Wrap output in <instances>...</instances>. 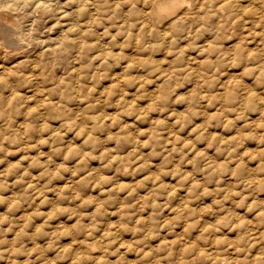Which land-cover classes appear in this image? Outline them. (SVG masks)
Segmentation results:
<instances>
[{
	"label": "rangeland",
	"instance_id": "rangeland-1",
	"mask_svg": "<svg viewBox=\"0 0 264 264\" xmlns=\"http://www.w3.org/2000/svg\"><path fill=\"white\" fill-rule=\"evenodd\" d=\"M0 264H264V0H0Z\"/></svg>",
	"mask_w": 264,
	"mask_h": 264
}]
</instances>
